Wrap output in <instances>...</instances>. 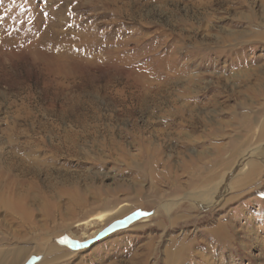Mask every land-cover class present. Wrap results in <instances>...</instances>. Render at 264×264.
Here are the masks:
<instances>
[{"label": "rangeland", "instance_id": "rangeland-1", "mask_svg": "<svg viewBox=\"0 0 264 264\" xmlns=\"http://www.w3.org/2000/svg\"><path fill=\"white\" fill-rule=\"evenodd\" d=\"M261 130L264 0H0V264H264Z\"/></svg>", "mask_w": 264, "mask_h": 264}, {"label": "water", "instance_id": "water-1", "mask_svg": "<svg viewBox=\"0 0 264 264\" xmlns=\"http://www.w3.org/2000/svg\"><path fill=\"white\" fill-rule=\"evenodd\" d=\"M146 214L142 213L140 211H135L127 216H125L124 218L120 219V220H115L112 223H110L108 226H106L105 228H103L100 232H98L93 238L82 241V242H76L70 239H65L64 240V245L69 248L70 250L76 251V250H80V249H84L87 248L88 246H90L92 243L99 241L105 237H107L108 235L120 231V230H124L127 229L131 224H133L134 222L145 218ZM33 260H30L27 264H32Z\"/></svg>", "mask_w": 264, "mask_h": 264}, {"label": "bare ground", "instance_id": "bare-ground-1", "mask_svg": "<svg viewBox=\"0 0 264 264\" xmlns=\"http://www.w3.org/2000/svg\"><path fill=\"white\" fill-rule=\"evenodd\" d=\"M263 137L262 139H260V142L261 143H264L263 141H264V131H262L261 130V134H260V137ZM260 144V143H259ZM113 150V149H112ZM148 150V149H147ZM257 156L258 157H261L262 158V160H264V144L263 145H261L260 147H259V153H257ZM250 163V162H249ZM248 163V166L250 167L249 169H252V171L254 170V168L255 167H259L258 165L256 166V164H254V162H251L250 164ZM257 169V171H258V169L259 168H256ZM256 169H255V171H256ZM229 171V170H228ZM251 171V172H252ZM250 172V173H251ZM259 172V171H258ZM218 175V174H217ZM244 175H245V173H244ZM252 176H253V173H252ZM219 177H221L220 175H219ZM249 177V176H248ZM214 181H215V178L213 179ZM217 180V179H216ZM220 183V182H219ZM208 184V183H207ZM211 184V183H210ZM218 185H220V184H218ZM222 185V184H221ZM201 187H203V186H201ZM193 189V188H192ZM197 189H199L200 190V188H197ZM192 191V190H191ZM205 193H207V191L205 190V192L203 193V194H205ZM188 199V198H187ZM131 213V212H130ZM127 215H129V214H127ZM126 215V216H127ZM102 217H100L99 219H101ZM124 218V217H123ZM120 219H122V218H120ZM120 219H115V220H120ZM142 219H145V218H142ZM115 220H113V221H115ZM141 220V219H140ZM146 220V219H145ZM112 221V222H113ZM139 221V220H138ZM112 222H110V223H112ZM109 223V224H110ZM135 223V222H134ZM98 224V223H97ZM108 224V225H109ZM107 225V226H108ZM132 225V224H131ZM218 226V225H217ZM225 226V225H224ZM220 228H223V227H220V226H218V227H216L214 230H212L213 232H211V233H214V234H212V235H214V237H215V239L216 240H219V239H221L222 237H224V235H223V233L221 232V230H220ZM223 230V229H222ZM98 232H100V231H98ZM97 232V233H98ZM97 233H95V234H97ZM85 241V240H84Z\"/></svg>", "mask_w": 264, "mask_h": 264}]
</instances>
